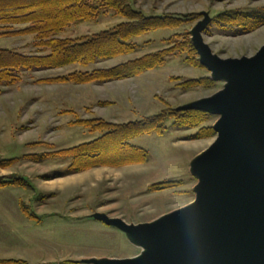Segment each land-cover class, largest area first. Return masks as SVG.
Segmentation results:
<instances>
[{"label":"rangeland","instance_id":"rangeland-1","mask_svg":"<svg viewBox=\"0 0 264 264\" xmlns=\"http://www.w3.org/2000/svg\"><path fill=\"white\" fill-rule=\"evenodd\" d=\"M128 5L145 17L178 20V27L134 39L136 50L126 56L88 67L21 71L19 81L0 85V163L13 160L9 167H0V177L27 181V188L14 190L31 196L34 203L29 209L31 219L25 217L26 227L30 223L42 243L37 242L41 247L31 252L32 264H92L90 260L139 257L143 249L118 228L107 226L103 218L127 225L153 223L190 205L197 184L191 162L216 139L213 126L218 115L182 109L217 94L225 85L200 65L192 29L209 20L201 38L222 60L250 58L264 46V0H128ZM236 16L257 22V27L243 29L240 23H232ZM124 22L114 14L101 15L71 25L56 38L89 37ZM1 28L0 34L9 29ZM36 42L32 35L0 37V49L47 55L49 50L36 47ZM177 46L180 49L160 66L137 77L86 85L41 83L111 69ZM191 82L198 84L187 86ZM190 112L202 113L197 126L186 122ZM147 120H155L159 132L130 141L146 152L141 164L74 173L69 169L72 159L46 156L101 137L105 131H92L100 122L119 126ZM80 121L95 123L84 127L77 124ZM207 129L213 132L200 137L199 132ZM162 184L174 186L156 188Z\"/></svg>","mask_w":264,"mask_h":264},{"label":"water","instance_id":"water-1","mask_svg":"<svg viewBox=\"0 0 264 264\" xmlns=\"http://www.w3.org/2000/svg\"><path fill=\"white\" fill-rule=\"evenodd\" d=\"M206 19L191 31L199 63L217 94L184 106L215 114L216 139L191 162L194 201L153 223L103 218L145 252L92 264H264V46L250 58L222 60L203 43Z\"/></svg>","mask_w":264,"mask_h":264},{"label":"trees","instance_id":"trees-1","mask_svg":"<svg viewBox=\"0 0 264 264\" xmlns=\"http://www.w3.org/2000/svg\"><path fill=\"white\" fill-rule=\"evenodd\" d=\"M114 14L125 22L110 31H104L80 39H57L56 36L74 24L96 20L101 15ZM225 19L224 21H226ZM229 21V20H227ZM232 23H240L243 29L257 27V22L236 16ZM0 26L7 29L0 37L32 35L36 47L49 50L47 55H25L8 49H0V85L14 84L19 81L21 71L32 72L45 69H61L79 65L88 67L96 61L112 60L134 53L136 47L132 41L147 33L170 30L178 27V20L171 18L145 17L134 12L128 0H0ZM14 27H24L12 31ZM10 30L11 32H8ZM179 46L156 54L145 55L125 64L107 70H94L91 73H77L67 77L43 80L44 84H101L121 81L142 75L157 68ZM181 51V50H180ZM198 65V63H195ZM198 83H189L194 86ZM190 126H197L202 120V113L190 112ZM94 121H80L77 124L92 127ZM155 120H147L125 125L100 124L92 131H105L96 140L77 147L46 155L47 158H70V171L80 173L95 167H122L141 164L146 160V152L130 141L140 135L158 133ZM212 129L199 132L200 137L208 136ZM13 160H3L1 168L11 165ZM27 181L15 176L0 177V190L5 188H27ZM174 185L162 184L157 189ZM21 212L31 219L29 209L21 203ZM0 264H25L20 261H0Z\"/></svg>","mask_w":264,"mask_h":264},{"label":"crops","instance_id":"crops-1","mask_svg":"<svg viewBox=\"0 0 264 264\" xmlns=\"http://www.w3.org/2000/svg\"><path fill=\"white\" fill-rule=\"evenodd\" d=\"M26 196L15 192L14 188L0 190V261L32 264V250L41 247L39 235L32 233L30 223L26 227L27 220L21 212V203L30 210L34 204L31 203V196Z\"/></svg>","mask_w":264,"mask_h":264},{"label":"bare ground","instance_id":"bare-ground-1","mask_svg":"<svg viewBox=\"0 0 264 264\" xmlns=\"http://www.w3.org/2000/svg\"><path fill=\"white\" fill-rule=\"evenodd\" d=\"M201 154H202V153H201ZM201 154H200V155H201ZM200 155H199V156H200ZM165 216H166V215H165ZM143 252H145V251L143 250ZM142 254H144V253H142ZM142 254H141L139 257L143 256ZM137 258H138V257H137Z\"/></svg>","mask_w":264,"mask_h":264}]
</instances>
